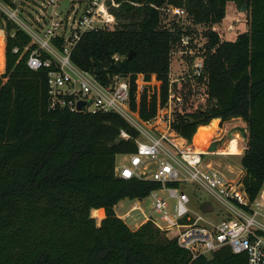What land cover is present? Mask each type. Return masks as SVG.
Segmentation results:
<instances>
[{"label": "trees", "instance_id": "16d2710c", "mask_svg": "<svg viewBox=\"0 0 264 264\" xmlns=\"http://www.w3.org/2000/svg\"><path fill=\"white\" fill-rule=\"evenodd\" d=\"M115 1L118 8L110 10L118 22L115 30L83 34L70 53L71 63L101 83L128 77L129 111L149 122L166 105L170 86L186 107H193L191 88H177L169 80L172 51L189 32L165 27L161 9L183 10L194 24L207 27L203 47L186 56L202 59L203 76L196 82L205 87V106L177 112L170 128L190 142L201 126L240 118L246 125L240 180L249 200H255L264 185V0ZM228 3L248 13V30L220 41L211 27L225 18ZM0 21L5 30L0 264H246L244 254L228 247L193 260L150 220L131 230L118 218V202L141 201L161 189L152 181L114 175L115 157L135 152L138 132L115 113L50 109L47 74L56 68L30 69L28 51L35 46L13 24ZM130 51L134 54L127 59ZM121 131L128 140L119 137ZM202 207L205 212L210 206ZM100 209L104 217L97 225L91 212Z\"/></svg>", "mask_w": 264, "mask_h": 264}, {"label": "built area", "instance_id": "2783aa9c", "mask_svg": "<svg viewBox=\"0 0 264 264\" xmlns=\"http://www.w3.org/2000/svg\"><path fill=\"white\" fill-rule=\"evenodd\" d=\"M59 1H0L2 25H5V20L10 22L29 37L30 45L35 46L28 51L27 66L32 70L56 68L47 74L49 108L78 112V102H84L80 112L118 114L138 132L135 152L127 155L126 164L114 167V175L124 180L152 181L161 186L160 190L150 194L153 199L152 216L148 220L167 236L171 234L170 238H175L193 260L228 247L233 254H244L246 264H264V190L250 201L241 176L226 179L217 168L204 163V156L212 152H207V149L197 152L192 140L189 142L171 130L172 100L179 104L182 102L172 93L171 86L166 105L155 117H163L164 111L168 112L163 118L166 128L163 132L152 133V120L141 122L129 111L128 77L117 75L107 83H101L71 63L70 53L83 34L115 30L117 21L110 10L118 8L119 3L115 0H69V8L61 14L55 11ZM180 13L184 11L180 10ZM214 26L211 31L217 34L219 40L222 39ZM227 31H232V26ZM0 32L2 36L5 33L2 26ZM191 41L190 36L181 37V56L196 53L197 48ZM27 50L28 47L24 51ZM13 51L17 52L16 49ZM42 53L48 57L43 59ZM112 58L114 61L119 59L117 55ZM192 62L191 79L197 80L203 76V62L201 57H195ZM141 92L142 87L137 94ZM119 137L129 139L123 131ZM172 183H177V186H168ZM183 185L202 188L220 204L228 217L212 219L214 211L211 216L202 211L201 214H192ZM157 192L164 193L166 197ZM167 199L174 201L171 215Z\"/></svg>", "mask_w": 264, "mask_h": 264}, {"label": "rangeland", "instance_id": "374dc122", "mask_svg": "<svg viewBox=\"0 0 264 264\" xmlns=\"http://www.w3.org/2000/svg\"><path fill=\"white\" fill-rule=\"evenodd\" d=\"M68 8L69 0H61L58 2L55 11L63 14ZM160 12L162 17V24L165 27H178L181 28L183 32H189V36L192 38V45H195L197 49L203 47L206 40L203 34L207 32V27L199 24H194L192 20L187 17L185 12L182 14L177 8L166 6L161 9ZM23 18L25 17L23 16ZM230 26H232V31L229 32L227 31V28ZM214 27L218 29V33L222 37L220 41L234 40L237 35L242 34L248 30V13L246 11L240 12L234 4L228 3L226 6L225 18ZM3 41L5 52V33L3 34ZM1 43L2 41L0 40V49L2 50ZM180 51V46L175 47L172 51L170 59L169 80L170 84H175L177 88L182 87V84L185 86V88H191L193 94L189 96V101L192 102L193 107H186V104L184 105L183 103L184 101L182 97L178 96L181 98L182 102L179 104L172 100L170 107V117L172 119L177 112L185 111V109H188V111H190L191 109L193 110L197 107H204L206 102L202 94L205 90V87L202 84L197 83L196 80L191 79L193 62L189 61L186 55L181 56ZM184 92L186 93L185 90ZM172 93L177 96L174 90ZM167 115L168 112L164 111L163 117L158 116L151 121L150 124L153 128V130L151 131L152 133H160L165 130L166 127L163 118ZM218 128L220 130H218ZM218 128L216 129L214 136L210 139L209 144L206 148L207 152H216V154L205 155L203 158L204 163H212V165L220 172H223L224 176L228 179H234V174H236L237 176H242L243 171L241 169L239 160L240 154L242 155L244 151V136L246 135V125L240 118H233L224 122L219 121ZM212 144H215V149L213 151H211L210 149ZM127 160V155H117L115 157V166L126 164ZM182 190L189 197L190 202L188 204V208L192 211V214H201V211L202 213H204V208L202 207V205L203 203H208V205L211 206V211L208 209L210 207H206L208 211H205V213L210 214L212 213V211H214V216L212 219L220 220L228 217L227 214L224 213V210L221 208L220 204L202 188L195 185H183ZM157 193L158 195L166 197L164 193ZM152 201L153 199L151 195L144 199L143 206L147 211L150 210ZM167 203L168 212L171 215L173 213L174 201L167 199ZM211 215L213 214H210V216ZM95 220L98 225L100 221H98L97 219ZM258 220H261V218H258ZM171 236V234H168L169 238Z\"/></svg>", "mask_w": 264, "mask_h": 264}, {"label": "crops", "instance_id": "0c3cea01", "mask_svg": "<svg viewBox=\"0 0 264 264\" xmlns=\"http://www.w3.org/2000/svg\"><path fill=\"white\" fill-rule=\"evenodd\" d=\"M1 44H2L3 54H4L3 42ZM216 120H219V119H216ZM215 124H217L216 126L218 128V122ZM218 130H220V129L218 128ZM192 146H193V141H192ZM212 153L213 154H211V155L216 154V152H212ZM240 156H241V154H240ZM209 164L212 165V163H209ZM221 173L224 176V173L223 172H221ZM236 177H237V175L234 174V178H236ZM226 179H228V178H226ZM228 180H233V179H228ZM143 204H144V199L141 201H138V200H132V201L122 200L115 205L114 212H115L116 216L118 218H120L131 230H136L141 224L148 221V218L152 216V206L150 207V210L147 211L145 209V207L143 206ZM220 220H222V219H220Z\"/></svg>", "mask_w": 264, "mask_h": 264}, {"label": "bare ground", "instance_id": "6f19581e", "mask_svg": "<svg viewBox=\"0 0 264 264\" xmlns=\"http://www.w3.org/2000/svg\"><path fill=\"white\" fill-rule=\"evenodd\" d=\"M1 33V32H0ZM2 34V33H1ZM0 34V40L3 42V36ZM2 36V37H1ZM4 71L3 67V51L0 49V74ZM216 124L214 121L210 122L207 126H201L198 128L196 136L193 140V147L197 152H205L210 139L214 136L216 132ZM92 217L100 221L104 217L103 211L100 210H93Z\"/></svg>", "mask_w": 264, "mask_h": 264}, {"label": "water", "instance_id": "95a60500", "mask_svg": "<svg viewBox=\"0 0 264 264\" xmlns=\"http://www.w3.org/2000/svg\"><path fill=\"white\" fill-rule=\"evenodd\" d=\"M134 52L133 51H130L128 54H127V59H130L132 56H133ZM84 105V102H78L77 104V111L80 112L82 110V107ZM221 121V120H220ZM99 225V224H98Z\"/></svg>", "mask_w": 264, "mask_h": 264}]
</instances>
